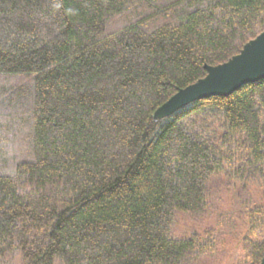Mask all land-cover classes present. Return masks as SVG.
<instances>
[{
    "label": "trees",
    "instance_id": "obj_1",
    "mask_svg": "<svg viewBox=\"0 0 264 264\" xmlns=\"http://www.w3.org/2000/svg\"><path fill=\"white\" fill-rule=\"evenodd\" d=\"M263 28L264 0H0V264H200L210 182L264 191V78L153 112Z\"/></svg>",
    "mask_w": 264,
    "mask_h": 264
},
{
    "label": "water",
    "instance_id": "obj_2",
    "mask_svg": "<svg viewBox=\"0 0 264 264\" xmlns=\"http://www.w3.org/2000/svg\"><path fill=\"white\" fill-rule=\"evenodd\" d=\"M206 73L177 89L153 112L154 119L171 115L189 103L211 96H226L246 83L264 78V28L243 44L238 53L216 65H205ZM258 264H264V251Z\"/></svg>",
    "mask_w": 264,
    "mask_h": 264
},
{
    "label": "rangeland",
    "instance_id": "obj_3",
    "mask_svg": "<svg viewBox=\"0 0 264 264\" xmlns=\"http://www.w3.org/2000/svg\"><path fill=\"white\" fill-rule=\"evenodd\" d=\"M209 207L204 210L202 225L218 223L215 249L206 254L200 264H235L240 260V244L244 231V213L248 209L242 201L248 198L256 204H264V191L218 176L210 182ZM218 198H216V196ZM10 264H20L16 256ZM60 264V263H58Z\"/></svg>",
    "mask_w": 264,
    "mask_h": 264
}]
</instances>
